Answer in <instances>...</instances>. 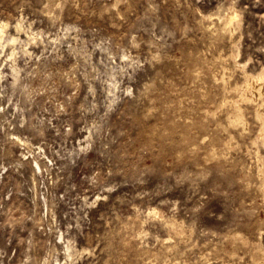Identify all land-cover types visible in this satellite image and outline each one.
I'll list each match as a JSON object with an SVG mask.
<instances>
[{
	"label": "rangeland",
	"instance_id": "obj_1",
	"mask_svg": "<svg viewBox=\"0 0 264 264\" xmlns=\"http://www.w3.org/2000/svg\"><path fill=\"white\" fill-rule=\"evenodd\" d=\"M263 90L264 0H0V264H264Z\"/></svg>",
	"mask_w": 264,
	"mask_h": 264
},
{
	"label": "bare ground",
	"instance_id": "obj_2",
	"mask_svg": "<svg viewBox=\"0 0 264 264\" xmlns=\"http://www.w3.org/2000/svg\"><path fill=\"white\" fill-rule=\"evenodd\" d=\"M255 85V84H254ZM253 86V85H252ZM254 87V86H253ZM257 87V86H256ZM252 88V87H251ZM261 88V87H260ZM253 89V88H252ZM261 89H263V87L261 88ZM264 91V90H263ZM259 92H260V90H259ZM262 92V91H261Z\"/></svg>",
	"mask_w": 264,
	"mask_h": 264
}]
</instances>
